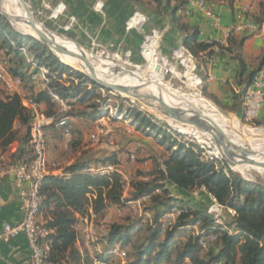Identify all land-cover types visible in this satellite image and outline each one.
I'll return each mask as SVG.
<instances>
[{
  "label": "trees",
  "instance_id": "trees-1",
  "mask_svg": "<svg viewBox=\"0 0 264 264\" xmlns=\"http://www.w3.org/2000/svg\"><path fill=\"white\" fill-rule=\"evenodd\" d=\"M130 1L144 10H146L145 5L151 6L154 9L153 12H160L163 7H166L170 9L175 23H179L176 18L177 12L187 4L186 0H178L174 7L171 6L174 0ZM224 1L236 2V0ZM247 17L251 18L259 31L264 23V2L261 3L257 12L253 10ZM179 28L186 34L183 46L194 57L197 58L201 53L209 50L208 54L212 53V44L199 42L197 29L190 28L185 23L179 24ZM234 34L230 36V41ZM249 34L239 40L238 50L256 32ZM22 49L27 50L38 66L49 71V88L65 101L76 99L78 103L85 104L95 94V91L87 89L82 94L84 84L91 83L95 88L99 87L82 73L61 63L50 49L35 39L14 31L9 20L0 13V51L16 55L14 61L5 58L10 65V72L22 78L25 89L32 91L36 84L31 80V67ZM227 52L233 53L230 48H227ZM234 58L245 70L246 64L241 55L237 53ZM263 65L264 52L250 72L251 80ZM66 74L70 77L76 76L80 84L64 81ZM34 99L37 103L50 108L51 111L46 115L47 117L58 113L59 110L54 112V108L59 105L47 91L40 90ZM68 104L70 106V103ZM105 116L106 114L101 111L91 115L86 112L78 114L67 112L65 115L68 118L92 121ZM32 120V112L22 105L19 96H10L4 91L1 92L0 154L5 155L8 161L28 163L33 160L30 136ZM130 122L138 125L141 131L146 130L151 134L158 132L159 136L163 135L161 142L167 146L166 140L169 135L166 132L161 133L158 125L152 123L147 115L137 112ZM17 123L25 130L21 137H19V131L15 130ZM55 128L58 127L52 123L46 128V132L56 131ZM62 138H64L63 133ZM18 140H20L21 147L13 154L9 153V147ZM168 151L169 156L164 161L163 167L158 166L153 173L142 174L146 178L155 176L153 179L139 180L131 184L129 198L124 197L125 181L121 175L96 177L85 173V169L92 165L115 162V157L100 159L86 157L66 167L65 176H46L39 188L40 220L51 232L47 239L51 250L45 264H109L110 259L114 257L113 250L117 247L127 252L125 264H211L215 261H223L224 264H264V187L234 177L232 173H228L227 168L220 167L216 160L203 159V151L193 143L173 139L171 145L168 146ZM168 183L173 185L175 192L181 197L172 196ZM201 188H204L220 205L235 213L232 216L226 211L230 218L227 226L232 228L234 233H230L224 223L223 226H215L211 217L207 215V207L212 203L211 200L208 199L204 209H194L186 205L188 196L186 194H189L191 190ZM144 196H150L145 209L152 213L154 223L148 228L149 234L143 241L134 243L131 225L112 223L107 236L102 241L104 243L102 253H96L91 258L88 252H81L76 247L78 240L76 225L79 218L89 217L92 212L99 220L105 216L109 208L116 206L125 209L127 202L139 200ZM173 206L184 208L187 213L182 214L175 228L162 237L158 228L159 220ZM196 221H201L203 228L216 233L220 243L216 253L212 251V247L211 252L205 258L201 257L198 238L185 237L182 231L183 227Z\"/></svg>",
  "mask_w": 264,
  "mask_h": 264
},
{
  "label": "crops",
  "instance_id": "crops-1",
  "mask_svg": "<svg viewBox=\"0 0 264 264\" xmlns=\"http://www.w3.org/2000/svg\"><path fill=\"white\" fill-rule=\"evenodd\" d=\"M29 1L32 8L36 9V12L40 14L50 12L47 6L55 7L59 3H64L67 7L65 14L56 20L53 19L54 21H51L50 24L52 23L53 26H58L64 30V27L68 23V19L70 17H75L76 24L73 25L67 32L70 37L75 39L78 43H80V45L87 47L92 44V42H96L101 46L103 45L112 49H127L133 51V53L138 48L139 40H141L142 34L140 31H127L126 21L135 11H140L141 13L144 11L143 14L148 17V22L143 29V34L148 33L153 28L160 29L163 33L161 48L163 53L166 55L172 53V51L176 48L183 46V40L186 34L180 30L179 24L185 23L190 28L197 29L199 31V42L209 43L213 40L225 39L226 32L232 27L236 20V15L239 13L237 2L231 3L229 1H224L217 3L214 7V11L221 18L222 27L221 29L216 30L210 26L209 20L204 15L197 12H191L188 14L187 4L182 10L177 12L176 18L179 23H175L170 9L163 7L160 12L157 11L158 13L156 11V13L153 12L154 9L146 11L138 4L130 0ZM97 1H103L104 3L102 13L96 12L93 8ZM253 1L254 12H257L264 0ZM177 2L178 0H174L171 6L174 7ZM245 35L250 34L236 33L231 41L228 39V48L232 49L233 53L214 52L211 50L212 53L208 54L209 50L201 53L200 56L197 57L199 72L201 73L200 77L203 79L205 85L203 88L204 95L231 118L236 119H241L243 116V97L251 83L249 75L264 52V23L262 24L260 30L256 32L254 36L248 38L243 43L242 48L238 50L237 46L239 44V40ZM2 52L3 51H0V53ZM237 53H239L245 61V70L240 67L239 61L234 58ZM176 55L179 58L181 57L180 54ZM155 66L164 69L166 67L165 59L158 57ZM170 71L176 76L180 74L174 65L170 66ZM158 72L160 73V71ZM186 72V75L191 74L188 69ZM39 92L40 89L38 86L34 87L32 91L24 89V93L27 95H37ZM42 108L43 104L41 105V109ZM257 122L264 125V108L261 111ZM16 128L17 127L15 125V130L19 131V137H21L25 131L24 127L19 124V128ZM56 135L57 131H55V133L49 131L46 132V137L48 139V158L50 161L58 159L62 160L64 162L63 164H65L63 169H65L79 159L86 158L82 156L80 152H76L69 160V156L64 157V154L68 152L66 151L68 147L66 144L60 142L58 139L59 136ZM115 142L116 138L114 136V142L110 144V146H114ZM19 147H21L20 140L14 142L9 147L8 152L13 154ZM113 157H115V161H121V169L124 172L125 164L128 160H130V156L125 157L123 154H116L113 155ZM167 157L156 159L157 167H163V163ZM93 159L100 158L94 157ZM152 166V162H146L140 169L149 171ZM124 177L126 178V174ZM168 186L172 192V196L176 198L179 197L177 196L175 189H173V185L168 183ZM21 191L22 187L18 186L12 179L6 178L0 180V264H30L31 250L28 239L24 235H18L8 241L1 238L6 223L16 224L22 219L20 198ZM128 192L129 187H126L124 197L129 194ZM190 192L193 193L192 195L190 193V195L187 196L186 205L191 208L199 209V206L202 208L204 205L206 208V202L208 199L211 201L214 200L204 188L199 189L197 192H195V189ZM197 194L203 196L204 198L201 199ZM124 210L125 209H121L116 206L109 208L104 216L105 221H107L113 213H120V211ZM97 221L98 219L95 217L94 222ZM86 229L87 225L85 224L84 218H79L76 225V231L78 233L76 247L81 252H88L90 257L93 258L97 252L86 239ZM108 232L109 226L107 230H101L98 234L100 238L98 239L99 243L97 245L101 253L104 247V243H102V241L104 240V237L107 236ZM183 235L188 237L184 231ZM161 236L164 237L165 235ZM117 249L120 250V255H114V257L110 259L109 264H125L127 262V259L123 257V255L127 256V252L125 250H121L119 247H117Z\"/></svg>",
  "mask_w": 264,
  "mask_h": 264
},
{
  "label": "built area",
  "instance_id": "built-area-1",
  "mask_svg": "<svg viewBox=\"0 0 264 264\" xmlns=\"http://www.w3.org/2000/svg\"><path fill=\"white\" fill-rule=\"evenodd\" d=\"M187 1V13L197 12L204 15L210 23L213 29H221V18L215 13L214 7L217 3L224 2V0H186ZM239 13L236 15V20L232 27L226 32L225 39H217L209 42L212 44V51L227 53L228 39L233 33H255L258 31V27L253 23L250 17L254 10L253 0H236ZM50 11L51 19H58L64 15L67 7L64 3H59L55 7L47 6ZM96 12L102 13L104 8L103 1H97L94 5ZM148 22V17L140 11H135L132 16L126 21L127 31H143V28ZM76 24V18L70 17L68 23L64 27L65 31H69L73 25ZM163 33L160 29L153 28L148 33L143 35V43L141 46V55L143 57L144 46L148 42H156L158 44V52L162 44ZM92 45H97L92 42ZM22 53L25 56L28 64L31 67L30 75L31 80L42 91H47L55 102L59 105L60 110L55 116L47 117L41 112V104L37 103L34 99L35 94L27 95L24 93V82L22 78L14 76L10 72V65L6 60L0 61V92L4 91L8 95H17L21 99L22 105L30 110L33 115V120L30 129L31 146L33 149L34 158L28 163H12L7 160L5 155L0 154V180L10 178L18 186L22 187L21 191V210L22 219L16 224L6 223L3 229L1 238L8 241L18 235H24L28 239L29 247L31 250L30 264H45L48 253L51 250V246L48 242V237L51 232L46 227L45 223L40 220V206L41 196L39 193L40 184L46 176H65L64 169L57 163L51 162L48 158V148L46 139V128L55 123L56 126L62 131L66 143H71L74 140V135L69 127V118L65 117L66 113L70 109L67 101L62 99L59 95L55 94L49 88V71L38 66L33 57L27 52L26 49H22ZM176 54H180L181 57L177 60V64L185 67L184 61L192 67L193 73L199 82L201 78L197 75L198 64L195 57L190 51L184 47H178L172 51L171 58ZM132 51L127 50L126 58L130 59ZM117 56V55H116ZM168 58V57H167ZM170 58V59H171ZM124 61L127 63L128 61ZM174 60V59H172ZM264 108V65L253 77L249 87L247 88L243 97V116L238 122V126L243 128L260 130L256 128V123L261 111ZM113 114V113H111ZM118 114V109L114 113ZM115 115H111L112 117ZM95 130L90 135L92 142L99 144L102 140V135L105 134L107 128V122L105 118L99 119L94 124ZM180 132V131H179ZM108 144L114 142V137L111 135L106 140ZM212 156V155H211ZM130 159H134L131 156ZM214 160V157H210ZM85 173L96 177H109L114 174L121 175L125 181V188L127 187V179L124 177L121 169V161L116 160L112 163L102 165H92L85 169ZM150 196H144L139 200L127 202L131 206H137L139 209L144 207L149 201ZM226 211L233 213L232 210L220 205L216 200L207 207V215L211 217L215 226H223L222 218ZM187 213V210L179 206H173L160 220L158 228L161 235H166L168 231H172L179 217ZM150 218V217H149ZM86 229V239L97 253H101L98 248V236L94 231L95 215L90 213L89 217L84 218ZM153 223V220H151ZM186 235L198 238V243L201 248L202 256L208 255L211 252V248L218 240V235L214 232H210L208 229L202 227L201 221H196L192 224L186 225L182 228ZM231 233V232H230ZM114 255H120L119 249L113 250ZM127 259L126 255H123ZM211 264H224L223 261H215Z\"/></svg>",
  "mask_w": 264,
  "mask_h": 264
},
{
  "label": "rangeland",
  "instance_id": "rangeland-1",
  "mask_svg": "<svg viewBox=\"0 0 264 264\" xmlns=\"http://www.w3.org/2000/svg\"><path fill=\"white\" fill-rule=\"evenodd\" d=\"M29 5L31 6V10L33 12V16L42 24L41 26L49 30L52 34L66 38L69 40L74 41L79 47H81L83 50L88 52L90 57H101L103 59H107L112 67L116 66L118 68H121L124 72H127L129 76H137L142 78H147L148 83L155 84L157 86H165L170 85L173 86L175 89L190 93L192 91H196L199 95H201L206 100L210 101L213 105L214 103L209 100L204 95V81L200 77L201 73L199 72V63L197 58L196 63L198 64V70L197 75L201 78V82H199L198 86L196 83L191 82L186 75V68L182 66L179 62L177 64L178 68L177 71L180 74V76H176L173 73H171L168 69V67H165L164 69H161L160 67H156L155 65H145L144 59L141 55V46L143 43V31H140L141 40H139V45L137 50L133 53L130 57V59H127L126 52L127 49H112L110 47L101 46L98 43L97 45L93 46L92 44L88 45L87 47H84V45H80L75 39L71 38L69 33L58 26H53L51 21H54L50 18V12H44V13H38L36 12V9L32 8V5L29 0H26ZM146 7V11L153 10V7L151 6H144ZM144 13V11H142ZM12 29L14 31H17L12 25ZM18 32V31H17ZM58 34V35H57ZM31 47V45H29ZM159 54H161L164 57L171 58V54H164L162 48L159 49ZM96 55V56H95ZM117 55V56H116ZM6 59H12L14 61L16 59V55L9 52H2L0 53V61H3ZM125 63L124 61H126ZM124 60V61H123ZM174 62V61H173ZM160 71V73L158 72ZM137 79V78H136ZM68 81L69 83L73 82L75 84H80V80L76 77H70L69 74H66L64 76V81ZM99 86V85H98ZM37 87V86H35ZM82 94L85 92V90L89 89L92 91H95L94 95L90 97L85 104H80L76 99H68V103H70V109L68 110L69 113L75 112V114H78L80 112H86L87 114L91 115L95 112H102L105 113L106 116L103 117L106 119L107 122V128L105 130V134L102 135L101 143L96 144L92 142L90 135L95 130V121L87 120V119H81V118H69V127L73 132L74 140L71 143H66L64 138H62V131L58 130L59 128H55L57 131V135L59 136L58 139L63 144H66L68 147L66 151L67 153L64 154V157H68V160L71 159L76 152H80L82 156L84 157H90V158H106V157H113V155L116 154H123L125 157L131 155L134 156V159H130L126 162L124 167V172L122 170V173L126 174V185H129V194L126 195L125 198L130 197V191H131V184L133 182L139 181V180H150L153 179V177L146 178L145 174L153 173L157 168V161L156 159L161 157H167L168 156V146L171 145V143L174 140H180L187 143H193L203 151V159H210V157H214V160L218 161L220 167L227 168L228 173H232V175L236 178H240L242 181L248 182L250 184L259 185L264 187V170L253 167V166H246L241 170L234 169L230 162L226 161L223 156L221 155L219 149L211 144L209 141L205 140V142L199 141L192 136L184 133L179 132V129L169 125L162 116L159 115L158 112H153L148 109L146 105L138 101L137 99H133L131 97L123 95V93L108 89V88H102L94 87L91 83L84 84ZM81 94V96H82ZM69 105V104H68ZM95 107H92V106ZM215 107L217 110H219L226 118L229 117L230 119H226L227 121L224 123V127L227 131V135L229 138L239 137L240 141L242 142V145L244 146V149L248 152L252 149L253 146L256 144L261 146V151H264V125L256 123V128L260 129L258 130V134L256 132H252V129L243 128L242 126H238V122L240 119L231 118L227 113L222 111L220 108H218L216 105ZM118 109V114L115 115V111ZM60 110V107L54 108V112ZM50 108H48L46 105H43V108L41 109V112L44 113V115H47L50 112ZM150 111V112H149ZM141 112L143 115H147L152 123H156L158 127L161 129V133H167L169 137L166 140L167 146H164L161 142L162 136H159L158 132L155 133H148L146 130H140L139 126L134 125L130 122V119L134 116L135 113ZM113 113V114H111ZM115 115V116H111ZM102 119V118H99ZM98 119V120H99ZM16 129L19 128V124H16ZM228 129V130H227ZM242 129V132H241ZM250 130V131H249ZM18 131V130H17ZM262 131V132H259ZM48 132V131H47ZM54 132L55 131H49ZM241 132V133H240ZM248 132V133H247ZM254 133V134H253ZM256 134V135H255ZM115 136L116 142L114 146H110L108 142L106 141L109 136ZM183 135V136H182ZM47 139V138H46ZM48 140V139H47ZM63 140V141H62ZM253 145V146H252ZM210 146V147H209ZM47 148H48V141H47ZM212 155V156H211ZM66 160V161H68ZM234 161V160H233ZM51 162L57 163L60 167L64 168L63 164L64 162L60 159L58 160H51ZM146 162H152L153 166L151 170L146 171L143 169H140L143 164ZM139 173H141L139 175ZM143 174V175H142ZM175 189V188H173ZM199 189H195V192H197ZM192 195L193 192H189V194L186 195ZM201 199L204 197L197 194ZM181 197L179 194L177 195ZM206 201V200H204ZM126 208L124 211H120V213H113V215L105 221V218L99 219L97 222H94V231L97 234V238L99 239V232L101 230H107L108 226H110L112 223H126L128 225H131V231L133 236L134 243H138L140 241H143L149 234L148 228L151 227V225L154 223H151L150 220H153V216L151 212L145 209V207L138 208L137 206H130L128 203L126 204ZM148 204H145L147 206ZM208 206V205H207ZM200 209H204L205 205L202 206V208L199 206ZM230 213L229 211H227ZM227 212L224 213L222 222L226 225V228L231 233L233 232L232 228H229L227 225L230 222V218L227 215ZM232 216L235 215V213H230ZM150 216V218H149ZM218 240L214 245L212 246V251L216 253L219 247ZM207 255L202 256V258H205Z\"/></svg>",
  "mask_w": 264,
  "mask_h": 264
},
{
  "label": "bare ground",
  "instance_id": "bare-ground-1",
  "mask_svg": "<svg viewBox=\"0 0 264 264\" xmlns=\"http://www.w3.org/2000/svg\"><path fill=\"white\" fill-rule=\"evenodd\" d=\"M25 11H26V7L24 0H0V13H3L6 16L10 24L19 33L37 37L38 28L31 23ZM42 29L43 31H45L47 37L51 39L53 42H55L57 45L67 49L69 52L75 55H81V54L86 55L83 58H78L77 56L59 55V58L64 63L78 70H81L86 74L90 73V69L95 70V80L98 83L111 86L114 88H118L119 90L123 91V95L131 97L133 99H137L141 103H143L142 101L143 98L149 99L148 98L149 96L157 97V98L159 97L160 99L163 100V106L168 110L172 111L173 113L180 115L182 117L206 116L216 124L220 125L226 131L224 127V123L230 118L229 117L226 118L219 110H217L215 105H213L210 101L203 98L196 91L185 93L175 89L173 86L170 85L157 86L155 84H150L147 81L148 79L145 77L142 78L137 76H129V74L127 72H124L121 68H118L116 66L112 67L107 59H103L101 57L99 58L90 57L89 56L90 54L85 50H83L81 47H79L74 41L56 35H51V34L49 35L46 32L47 31L46 28L42 27ZM158 57L165 59L166 67H168L169 71L171 65H174L177 70L178 66L176 61L180 59L179 57H177V55H175L171 59L164 57L161 54H159L158 44L156 42L146 43V47L143 52L144 64L150 66L155 65ZM184 65L186 70L188 69L191 72V74L187 75V78L191 82L196 83L198 86L199 78H197L193 73L192 67L189 66L186 61H184ZM118 70L121 71L116 72ZM180 74H178L177 76H180ZM136 96H140L142 99L135 98ZM148 109L153 112H158L159 115L162 116L163 119L169 125L178 128L179 131L184 132L199 141L202 142H205V140L209 141L211 144L214 145L212 147L214 148L217 147L222 155V150L216 145L214 141L215 130L212 122L205 121L201 128L187 127L178 123L177 121H174L166 117L159 110H157L154 105L152 107H148ZM251 131L256 133L258 132L256 130H251ZM230 139L232 141V145L230 147L233 149V151H235L238 154H245L246 150H244V146L242 145L240 138L231 137ZM260 149L261 146L256 144L255 146L252 147L249 154L255 156L254 162L259 165L264 164V151H261ZM229 162L235 170L236 169L241 170L246 166L255 167L254 165L244 163L239 159H231L229 160ZM259 169L264 170V168L262 167Z\"/></svg>",
  "mask_w": 264,
  "mask_h": 264
},
{
  "label": "water",
  "instance_id": "water-1",
  "mask_svg": "<svg viewBox=\"0 0 264 264\" xmlns=\"http://www.w3.org/2000/svg\"><path fill=\"white\" fill-rule=\"evenodd\" d=\"M25 3V7H26V15L29 18V20L31 21V23L33 25H35L38 28V33H37V37L36 36H31V35H26V34H22L23 36H27V37H31L33 39H35L37 42L41 43L42 45H44L45 47H47L48 49H50L53 54L61 61V63H63L64 65L72 68L73 70L82 73L83 75H85L87 78H89L90 80L94 81L97 85L101 86L102 88H108V89H113L116 91H119L121 93H123L122 90H119L118 88H114L111 86H107L101 83H98L95 80V70L90 69V73L86 74L85 72L78 70L66 63H64L60 58L59 55H69V56H77L78 58H83L86 55H75L71 52H69L67 49L57 45L55 42H53L51 39H49L47 37V35L45 34V31H43L42 27H41V23L33 16V12L31 10V6L29 5V3L24 0ZM1 15L5 16L3 13H1ZM6 17V16H5ZM47 30V29H46ZM49 35H54L52 34L49 30L46 31ZM96 56V55H95ZM99 58V57H98ZM121 70H118L116 72H120ZM135 98L138 99H142L140 96H136ZM149 99H142L143 103L148 106V107H152L153 105L155 106V108L157 110H159L163 115H165L166 117L177 121L178 123L187 126V127H195V128H201L203 123L205 121H209L212 122L214 125V130H215V138L214 141L216 143V145L222 150V156L223 158L229 162V160L231 159H239L244 163L250 164V165H254L255 167H259V168H264V164H257L254 162V155H249L250 152L245 151V154H238L235 151H233V149L230 147L232 145V141L229 138V136L227 135V132L218 124H216L215 122H213L210 118L206 117V116H198V117H182L180 115H177L175 113H173L172 111L168 110L167 108H165L163 106V100L160 99L159 97H152L149 96ZM245 150V149H244Z\"/></svg>",
  "mask_w": 264,
  "mask_h": 264
}]
</instances>
